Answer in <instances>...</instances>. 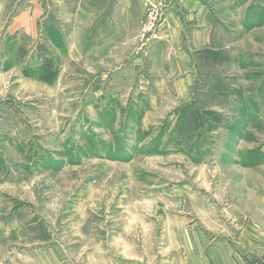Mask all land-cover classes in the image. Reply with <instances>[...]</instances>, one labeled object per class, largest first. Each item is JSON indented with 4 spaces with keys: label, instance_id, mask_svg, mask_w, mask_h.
I'll use <instances>...</instances> for the list:
<instances>
[{
    "label": "rangeland",
    "instance_id": "rangeland-1",
    "mask_svg": "<svg viewBox=\"0 0 264 264\" xmlns=\"http://www.w3.org/2000/svg\"><path fill=\"white\" fill-rule=\"evenodd\" d=\"M197 1L166 34L168 2L0 0V264L260 258L264 20Z\"/></svg>",
    "mask_w": 264,
    "mask_h": 264
},
{
    "label": "crops",
    "instance_id": "crops-1",
    "mask_svg": "<svg viewBox=\"0 0 264 264\" xmlns=\"http://www.w3.org/2000/svg\"><path fill=\"white\" fill-rule=\"evenodd\" d=\"M116 3L115 4V7H123V5H125V3H128L126 5V7H124V9H119L120 13H122V16H123V21L127 22L128 26H129V21H128V18L126 17L129 13H130V6H131V3L132 2H139L140 5L142 6H145L146 5V0H114ZM150 1H153V2H157V3H161V2H168L166 3V5H168V7L165 9L167 15H166V19L169 18V25H167V28L165 29V32L166 34L169 33V34H174L175 31L177 30V32H182V28H183V24L181 23L182 25V28L178 29L177 25H175V23L177 24V21H178V15H177V6L179 5H182L185 1V3L187 4H191V5H200V3L197 1V0H150ZM233 1V0H232ZM247 0H244L243 4L246 2ZM250 5H252L254 7V11L255 13L257 14V17L260 16V19L264 20V14L261 13L259 10H263L264 9V0H250ZM179 4V5H178ZM242 4V5H243ZM141 6V7H142ZM262 9H261V8ZM260 8V9H259ZM133 10V8H131ZM140 12H142L141 14V18L144 16L143 13L144 11L142 9H140L138 11V14H136L135 18L138 17V19L140 18L139 17V14ZM168 12H169V15H168ZM138 15V16H137ZM134 18V20H135ZM248 18V17H247ZM177 19V21H176ZM259 19V17H258ZM175 20V21H174ZM247 19L245 18V20L243 22H245ZM18 23V27L14 24L15 28L18 29L20 26H22L21 24V21L20 19H17L15 18V23ZM174 23V25H173ZM173 25V28L171 29ZM47 32L49 34L50 37H54V39H57V30L55 29L56 27L54 26V24H47ZM91 30H89V32H87V38L88 37H91L92 33L90 32ZM172 31V32H171ZM95 32V31H94ZM176 36V35H174ZM78 37L80 39H84L82 38V33H80L78 35ZM173 38V37H172ZM175 38V37H174ZM95 39V40H94ZM95 41L94 45L95 47H101V46H106L104 49H108L110 46L112 45H115L116 44V41H107L106 39H104V36L101 35L100 33H95V37H93V39H86L85 41H82V43L79 45V47H81L82 45H85L89 42H93ZM209 41V38L207 37V40H204L203 44H207ZM84 43V44H83ZM100 43V45H99ZM170 44H171V47L174 48L172 46V44L175 46V57H174V61L175 62H178V65H174L171 67V70L172 69H177L179 68V73L180 75L182 74L183 72V66H184V61H186V59H184V54L183 52H181L180 49H178V51L176 50V46L178 45V43L176 42V40H172L171 37H170ZM177 44V45H176ZM102 54V49L100 50H95V54ZM172 65V63H171ZM181 80L183 79L182 77H179V78H176L174 81L176 82V80L178 81V79ZM263 186V184L261 185ZM262 188V187H261ZM261 195H264L263 192ZM263 213H264V210H261ZM262 222L260 223V225H256L254 227H247L246 230H245V237L246 236H249L247 239H251L253 240L252 242H250V244H254V249H255V254L256 256L257 255H260V258L258 260H256V263L255 264H264V216L262 217ZM253 228V230H259L258 233L254 232V231H251V229Z\"/></svg>",
    "mask_w": 264,
    "mask_h": 264
}]
</instances>
